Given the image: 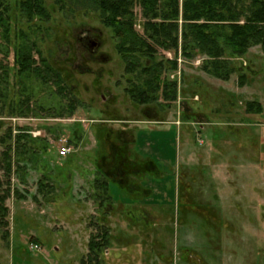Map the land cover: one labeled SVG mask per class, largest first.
I'll return each instance as SVG.
<instances>
[{
  "label": "rangeland",
  "instance_id": "374dc122",
  "mask_svg": "<svg viewBox=\"0 0 264 264\" xmlns=\"http://www.w3.org/2000/svg\"><path fill=\"white\" fill-rule=\"evenodd\" d=\"M16 1L8 0L13 18L10 36L17 29L28 31L25 23L16 20ZM45 4L50 20H37L38 28L29 35L61 82L43 85L31 78L19 83L13 48L6 56L0 51V63L9 67L7 86L3 84L7 106L0 119L28 127L27 132L38 139L36 148L46 143L27 183L10 179L5 202L9 235L3 239L0 228V263L87 264L83 261L88 240L99 222L109 227L111 237L100 255L102 264H264V53L260 47L252 46L233 59L236 71L227 81L199 68L204 56L185 60L178 53L179 74H171L180 80L176 99L168 107L138 106L124 91V64L98 11L84 0H45ZM134 13V26L140 32L138 6ZM88 37L98 42L94 51H89ZM160 52L173 57L170 51ZM240 72L246 76L242 86ZM25 94L36 114H9V99L16 101ZM248 101H258L262 112H246ZM146 117L164 121L137 125L136 149L140 157L156 162L162 176L141 178L152 194L140 192L135 198L110 182V202L121 198L124 205L117 202L118 207L109 208L105 222L103 210L94 208L98 203L91 196V183L100 172L93 157L109 155L97 136L100 133L101 138L107 127L136 125ZM34 131L36 136L31 134ZM61 137L70 147L64 157L58 153ZM43 172L48 193L38 192L37 179ZM0 178L5 179L1 169ZM15 186L25 198H17ZM30 243L39 248L31 250Z\"/></svg>",
  "mask_w": 264,
  "mask_h": 264
},
{
  "label": "trees",
  "instance_id": "16d2710c",
  "mask_svg": "<svg viewBox=\"0 0 264 264\" xmlns=\"http://www.w3.org/2000/svg\"><path fill=\"white\" fill-rule=\"evenodd\" d=\"M84 1L98 11L101 23L111 30L115 49L127 75L124 91L138 106L159 104L160 107H168L170 101L176 99L180 80L172 78L171 74L178 70V53L185 60L204 56L199 68L209 76L225 81L236 71L234 58L242 57L252 46H259L264 53V0ZM135 6L140 8V32L134 26ZM15 8L16 20L25 23L28 31L17 29L16 35L10 36L13 25L12 7L8 0H0V37L4 39L0 51L3 50L6 56L8 48H13L15 75L19 78V83L35 78L43 85L50 80L58 84L61 82L58 74L48 65L36 41L29 35V32L33 33L38 28L37 20L48 21L51 18L45 0H17ZM160 51H170L173 57L167 58ZM35 55L38 59H35ZM0 69L1 116L3 107L7 106L4 90L7 88L9 67L0 63ZM245 79V73L240 72L239 86L244 84ZM61 88V91L64 90V87ZM7 104L11 115L36 114L29 95H20L16 101L9 99ZM262 108L258 101H248L245 110L261 113ZM105 129L101 138L100 133L98 134L97 140L103 143L102 149L109 148V155H102L98 160L100 172L91 183L94 190L91 196L98 203L97 210H103L101 215L106 217L104 221L107 222L105 205L111 199L110 182L119 187L131 188L134 184L128 182V171L132 174L151 173L154 164L151 161H132L130 141L122 137L126 132L121 133L109 127ZM27 130L26 126L14 127L0 119V169L5 178H0V228H3L1 236L5 240L9 235L6 219L8 207L5 202L11 191L10 179L14 176L18 183H27L30 172L37 167L39 154L46 151L45 142L36 148L38 139L32 137ZM111 163L113 170L106 168ZM47 179L45 173H41L37 179L38 192H49ZM13 193L19 199L25 198L24 192L19 191L17 186L13 188ZM139 216L140 214L135 216L136 219ZM104 224L97 222L98 231L91 234L88 240V254L83 263L102 264L100 255L111 244L109 227Z\"/></svg>",
  "mask_w": 264,
  "mask_h": 264
},
{
  "label": "crops",
  "instance_id": "0c3cea01",
  "mask_svg": "<svg viewBox=\"0 0 264 264\" xmlns=\"http://www.w3.org/2000/svg\"><path fill=\"white\" fill-rule=\"evenodd\" d=\"M153 119L154 118H149V117L147 118L146 117V119L138 120L136 125H131V126H127V125L124 126L123 125V127L116 129V130H118L121 133L126 132V134L124 133L122 135V137L123 138L126 137L130 141V143H129L130 145L129 146H130V156L133 159L132 161H135L137 163H146L147 161H151L154 164V167L151 168V170H152L151 173L132 174L131 172L128 171V174H127L128 182L129 183H133L134 186L131 187V188H127V187L126 188L125 187H120V188H122L124 190H128L129 189L128 191L133 195L134 198L136 197V193H140V192H143L145 195H151L152 194L151 189L144 188V186H143V184H142V182L140 180L141 178H146L149 175L150 176H162V172L158 169V166H157L156 162L152 158H149V157H140L139 156L140 154L137 152V149H136L137 137H136V134H135L134 131L136 130V128H138L137 125H142L143 123H150V124H152L153 122L162 123L164 121V119L163 118H160V117L159 118H155L154 120ZM165 122H167V121L165 120ZM168 123H170V122H168ZM75 129L76 130H79L77 128H75ZM77 138L78 139L80 138V134L79 133L77 134ZM107 150L109 151V148L108 147H107ZM98 156L99 155L97 154L95 157H93V161H95L97 167H99V163H98V159H97ZM113 167L114 166L112 165V163H111V165H109V167L106 166V168L109 169V170L110 169L113 170ZM82 180H83V178H82ZM91 180H92V178H91ZM83 182H84V180L80 184H82ZM89 182H90V180H87L86 181L87 185H89ZM113 185H114V183H113ZM92 192H93V188L91 187V193ZM112 201L111 202L109 201L108 204L105 205V210L108 213H110V210H108L109 208L110 209H114L115 206L118 207L117 204H116L117 202L119 204H121V205H124V201H122L121 198L119 200H117L116 202L115 201L112 202ZM94 208L97 209V206L94 207ZM134 208H137L138 209L139 206L138 207L135 206ZM123 209H124V206H123ZM129 212L133 213L132 209H130Z\"/></svg>",
  "mask_w": 264,
  "mask_h": 264
},
{
  "label": "built area",
  "instance_id": "2783aa9c",
  "mask_svg": "<svg viewBox=\"0 0 264 264\" xmlns=\"http://www.w3.org/2000/svg\"><path fill=\"white\" fill-rule=\"evenodd\" d=\"M170 55V54H169ZM176 74L178 73L179 74V69L175 72ZM172 76V78L173 77H175V75L173 76V75H171ZM36 132L34 131V132H32L31 134L33 135V136H36V134H35ZM59 141L61 142L60 144H59V146H58V153H59V155H60V157H64V156H66L67 154H68V152L70 151V147L69 146H67V139L65 138V137H61L60 139H59ZM29 248L32 250V249H38L39 247H38V245L37 244H35V243H30V245H29Z\"/></svg>",
  "mask_w": 264,
  "mask_h": 264
},
{
  "label": "flooded vegetation",
  "instance_id": "af4514ba",
  "mask_svg": "<svg viewBox=\"0 0 264 264\" xmlns=\"http://www.w3.org/2000/svg\"><path fill=\"white\" fill-rule=\"evenodd\" d=\"M87 45H91L93 42H96L94 39L88 37L87 38ZM95 49H91V47L89 46V51H94Z\"/></svg>",
  "mask_w": 264,
  "mask_h": 264
},
{
  "label": "water",
  "instance_id": "95a60500",
  "mask_svg": "<svg viewBox=\"0 0 264 264\" xmlns=\"http://www.w3.org/2000/svg\"><path fill=\"white\" fill-rule=\"evenodd\" d=\"M91 49H95L98 46V42H93L91 45H89Z\"/></svg>",
  "mask_w": 264,
  "mask_h": 264
}]
</instances>
